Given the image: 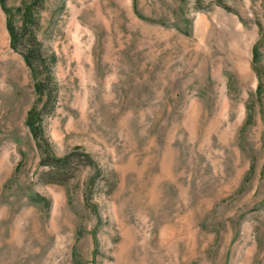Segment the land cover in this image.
Here are the masks:
<instances>
[{"label": "rangeland", "instance_id": "rangeland-1", "mask_svg": "<svg viewBox=\"0 0 264 264\" xmlns=\"http://www.w3.org/2000/svg\"><path fill=\"white\" fill-rule=\"evenodd\" d=\"M223 3L0 0V264H264V0Z\"/></svg>", "mask_w": 264, "mask_h": 264}, {"label": "trees", "instance_id": "trees-1", "mask_svg": "<svg viewBox=\"0 0 264 264\" xmlns=\"http://www.w3.org/2000/svg\"><path fill=\"white\" fill-rule=\"evenodd\" d=\"M224 0H217L218 6L222 7L225 11L229 12V9L224 5ZM7 31L12 38L11 47L12 49L16 50V45L20 42L21 38L25 37V31L23 33L18 32L17 30H13L10 26L7 27ZM27 43L31 46V48L28 50L27 53L21 54L23 61L25 65L32 71L35 72L36 69H38L43 64V59L41 58L37 48L38 44L36 43V40L29 34V37L27 39ZM36 88L39 90V92L44 91V85L42 83H38ZM40 114L33 112L28 117V120L26 122V127L31 133L32 137L34 139L39 140L40 137V131L38 128H36L37 122L40 120ZM44 155H46L41 163L43 168H46V171L42 174V177H46L49 180H58L65 178L66 175L74 172V169H72V163H71V156H66L63 158H56L49 154L47 149H44Z\"/></svg>", "mask_w": 264, "mask_h": 264}]
</instances>
